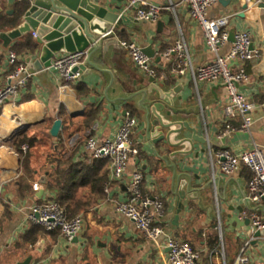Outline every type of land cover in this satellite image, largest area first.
Segmentation results:
<instances>
[{
	"label": "crops",
	"instance_id": "0c3cea01",
	"mask_svg": "<svg viewBox=\"0 0 264 264\" xmlns=\"http://www.w3.org/2000/svg\"><path fill=\"white\" fill-rule=\"evenodd\" d=\"M128 1L108 0L112 9L125 15L126 21L116 31L120 48L114 51L110 47L106 54L103 69L107 73L86 76L84 81L81 76L79 81L67 83L53 69L35 70L26 61L28 53L18 54L36 73L17 98L0 107V264H169L167 236L189 242L201 253L200 264H237L247 243L251 264H264V234L255 237L249 217L254 205L246 198L250 171L243 167L239 173L224 175L217 166L213 169L211 161V151L224 147L235 154L255 147L264 149V0L217 3L209 12L211 18L229 15V29L250 32L253 49L258 51V57L246 62L249 81L240 87L256 104L248 130L222 135L227 102L223 83L196 84L190 72L180 76L169 70L167 79L160 82L165 83L166 89L183 85L177 94L182 100H176V106L188 111L185 119L204 139V143L195 142L191 154L176 156L171 161L176 164V173L150 154V147L144 143L140 125L143 112L116 101L123 90L133 92L135 84L146 76L121 42L133 41L143 49L151 47L154 56L158 55L156 64L159 55L182 36L190 47L195 68L212 60L214 54L206 45L203 29L191 18L182 0H145L169 7L155 22L137 19L134 8L126 10ZM0 9V16H10L7 11L13 7L0 0ZM27 36L36 40L34 33ZM16 42L4 48L0 40V86L8 82V56L11 50L17 52ZM230 46H223L221 53H227ZM99 54L94 56L96 62ZM127 115L139 120L134 139L140 153L131 159L119 181L111 179L108 159L107 165L97 171L107 179L103 192L98 193L91 184L78 188L77 197L86 205L81 215L84 228L78 241H68L59 231L49 232L32 223L28 218L30 209L56 196L48 182L57 163H66L67 169L73 165L89 166L92 158L85 151L86 141L92 137L113 140ZM56 120L62 121L63 129L54 137L50 132ZM242 122L239 117L233 124L238 127ZM227 135L230 137L226 138ZM23 138L33 143H20ZM23 145L29 146L26 153L22 151ZM174 150L163 149L162 155L168 156ZM136 171L144 174L143 193L165 204L161 218L165 235L156 243L146 239L133 221L116 210V205L130 196ZM44 177L45 184L41 182ZM188 177L197 194L190 198L183 184L186 195L181 199L179 187Z\"/></svg>",
	"mask_w": 264,
	"mask_h": 264
},
{
	"label": "built area",
	"instance_id": "2783aa9c",
	"mask_svg": "<svg viewBox=\"0 0 264 264\" xmlns=\"http://www.w3.org/2000/svg\"><path fill=\"white\" fill-rule=\"evenodd\" d=\"M189 9L193 20L198 22L204 31L206 45L214 58L207 63L195 68L191 59L190 47L182 36L172 46L165 49L160 55V61L156 64L133 41H122L121 46L129 53L136 67L147 76L156 78L162 82L166 72L183 76L190 72L193 80L198 83L224 84L227 102L224 107L225 128L222 135L236 131H246L253 123L251 114L256 104L250 101L241 91L240 87L249 81L246 70V62L258 57V51L253 49V40L250 32H235L234 41L229 40L230 19L229 15L211 18L210 9L219 0H182ZM135 9L136 17L143 21H157L161 13L169 7L155 5L145 0H129L126 10ZM34 36H36L34 34ZM231 44L227 53L222 54L221 49ZM88 50L63 53L57 56L50 69L57 71L60 78L67 82H77L81 79L80 72L73 69L85 63ZM11 71L7 76L8 82L0 86V107L18 97L20 92L27 88L30 79L36 72L29 70L28 65L21 60L15 50H11L8 56ZM241 117L243 122L236 127L234 121ZM139 124L137 117L127 115L113 140H97L89 138L85 143V151L92 159H110L112 175L111 179L119 181L124 178L129 162L140 153V148L134 139L135 130ZM28 145L22 146L26 153ZM211 151V150H210ZM212 167L217 166L224 175L239 173L243 167L251 172V178L247 184V200L254 208L250 210L249 217L252 228L264 234V149L255 147L240 154H235L229 148H220L211 151ZM144 174L136 171L132 175L131 193L127 200L116 205V210L124 217L133 221L141 234L149 241L158 242L165 235L161 224V218L165 212L164 202L156 197L145 195L142 190ZM37 187V185H36ZM109 187H106L108 191ZM29 220L45 229L46 231H59L68 241L79 237L84 228V219L81 215L74 219H68L60 204L52 199L30 209ZM249 243L241 250L237 264H251L249 255L246 253ZM166 247L169 250V264H200L201 253L186 241L174 237H166Z\"/></svg>",
	"mask_w": 264,
	"mask_h": 264
},
{
	"label": "water",
	"instance_id": "95a60500",
	"mask_svg": "<svg viewBox=\"0 0 264 264\" xmlns=\"http://www.w3.org/2000/svg\"><path fill=\"white\" fill-rule=\"evenodd\" d=\"M13 7L7 11L9 15L18 13L17 24L6 30H0V40L4 48L27 36L36 35L37 47L28 53L27 62L32 63L37 71L50 69L52 61L63 53H75L88 50L85 63L73 69L80 72L84 81L86 76L107 73L103 66L106 63V54L110 47L114 51L120 48L116 31L125 23L126 17L118 10L110 7L108 0H5ZM230 1L219 0L223 5ZM1 10V9H0ZM133 20V18H130ZM236 29L230 30L229 40L234 41ZM151 58L154 50L151 47L143 49ZM98 62L94 60L96 53ZM114 55V53H113ZM158 57L156 61H159ZM147 76V75H146ZM144 76L142 82L136 83L133 92L123 90L117 102L139 108L143 112L141 121L144 143L150 147V154L163 160L176 173V164L172 163L176 156H186L193 152L195 142L204 143V139L197 134V130L185 119L188 111L176 106L177 96L183 90V85L166 89L165 83H160L156 78ZM93 84V81L90 82ZM120 87L122 85L120 84ZM137 102V105L135 104ZM137 106V107H136ZM127 111H124L126 114ZM63 129L61 120H56L51 129V135L57 137ZM185 131L191 136L184 135ZM227 135L226 138H229ZM175 149L168 156L162 155L164 149ZM45 184L46 177L41 181ZM186 184L188 196L193 198L197 191L192 186V180L181 183L178 194L184 199L183 191ZM181 205V203H180ZM261 231L255 233L259 238ZM78 241V237L74 239Z\"/></svg>",
	"mask_w": 264,
	"mask_h": 264
},
{
	"label": "trees",
	"instance_id": "16d2710c",
	"mask_svg": "<svg viewBox=\"0 0 264 264\" xmlns=\"http://www.w3.org/2000/svg\"><path fill=\"white\" fill-rule=\"evenodd\" d=\"M17 22V12L10 16H0V30L12 28ZM36 47L37 44L35 40L30 36H26L22 41L15 43L17 53L20 55L33 52ZM167 77L168 73L166 74V79ZM77 89L80 90V86H78ZM24 142L33 143V141L28 138H23L20 141V143ZM107 163L108 159H92L89 166L79 168L78 166L73 165L68 169L66 168L67 166H65L66 163H57L56 168L53 170L49 178L48 187L55 192L56 196L54 200H56L64 209L68 219H74L75 217L82 215V212L86 208L83 200L77 197L79 187L91 184L95 188V191L98 193L103 192V187L106 184L107 179L101 177L97 171L104 165H107ZM79 172H82V175L79 174Z\"/></svg>",
	"mask_w": 264,
	"mask_h": 264
},
{
	"label": "rangeland",
	"instance_id": "374dc122",
	"mask_svg": "<svg viewBox=\"0 0 264 264\" xmlns=\"http://www.w3.org/2000/svg\"><path fill=\"white\" fill-rule=\"evenodd\" d=\"M221 251H222V247H221ZM223 253V252H222Z\"/></svg>",
	"mask_w": 264,
	"mask_h": 264
}]
</instances>
